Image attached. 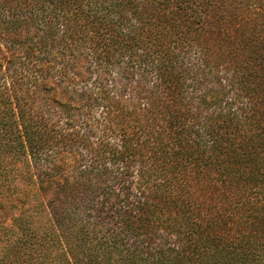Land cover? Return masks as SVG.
<instances>
[{
    "label": "trees",
    "instance_id": "1",
    "mask_svg": "<svg viewBox=\"0 0 264 264\" xmlns=\"http://www.w3.org/2000/svg\"><path fill=\"white\" fill-rule=\"evenodd\" d=\"M2 71L0 264H264V0H0Z\"/></svg>",
    "mask_w": 264,
    "mask_h": 264
},
{
    "label": "rangeland",
    "instance_id": "2",
    "mask_svg": "<svg viewBox=\"0 0 264 264\" xmlns=\"http://www.w3.org/2000/svg\"><path fill=\"white\" fill-rule=\"evenodd\" d=\"M2 49H3V50H6V47H2ZM4 71H5V70H4ZM4 71L0 72V77H2V75L4 74ZM88 164H89V163H88ZM18 183H19V182L16 183L15 188H16V186L18 185ZM14 184H15V182H14Z\"/></svg>",
    "mask_w": 264,
    "mask_h": 264
}]
</instances>
